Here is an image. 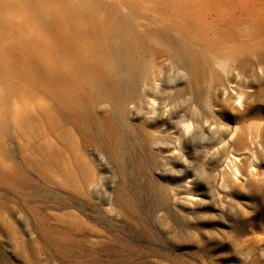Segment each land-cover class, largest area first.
I'll return each instance as SVG.
<instances>
[{
  "label": "rangeland",
  "instance_id": "374dc122",
  "mask_svg": "<svg viewBox=\"0 0 264 264\" xmlns=\"http://www.w3.org/2000/svg\"><path fill=\"white\" fill-rule=\"evenodd\" d=\"M51 1L0 0V264H264V45L223 43L230 59L177 34L163 43L171 54L146 47L144 63L160 70L153 94L132 91L116 140L78 146L92 182L46 181L42 140L25 124L42 123L40 58L56 11L147 22L141 0ZM175 1L206 40L225 37V11L264 26V0Z\"/></svg>",
  "mask_w": 264,
  "mask_h": 264
},
{
  "label": "bare ground",
  "instance_id": "6f19581e",
  "mask_svg": "<svg viewBox=\"0 0 264 264\" xmlns=\"http://www.w3.org/2000/svg\"><path fill=\"white\" fill-rule=\"evenodd\" d=\"M141 1L146 8L141 15L147 20L145 25L133 23L124 27L119 15L111 17L109 13H106V20L100 22L96 10L85 18L73 10L70 14L63 9L56 11L55 30L46 37L40 58L43 62L42 84L39 85L40 98L35 104L43 126L34 117L25 124L27 127L34 124L42 140L34 150L39 156L35 164L42 179L59 178L72 186L76 182L83 185L92 182L91 175L86 174V161L79 154L78 146L82 150L92 146L93 140H116L119 132L128 127L126 106L135 101L132 91L141 87V102L153 94L154 76L160 70L144 63L141 55L146 47L155 48L153 52L156 53L152 56H159L160 50L168 55L171 51L164 48L163 43L180 42L178 36H182L181 40L186 39L188 44L200 49L205 48V43L214 45L212 50L216 56L224 55L230 59L239 38L248 36L249 41H241L242 46L235 49L238 51L264 45V26L257 25L249 17L222 11L224 17H230L228 21H221L225 37L214 35L212 40H206L201 31L188 32L184 28L189 26L190 9L187 6L175 0ZM47 5L42 6L43 12L51 15L53 7ZM149 10L158 17L148 16ZM205 11L209 10L205 8ZM161 24L166 27L164 32L152 28ZM228 42L233 49H226L229 47L223 43ZM21 104L25 107L23 101ZM153 105L154 102L150 105L151 112H154ZM69 126L82 133L77 142Z\"/></svg>",
  "mask_w": 264,
  "mask_h": 264
}]
</instances>
